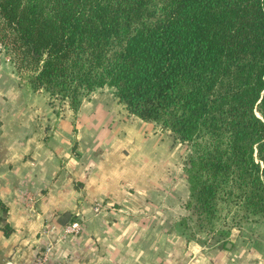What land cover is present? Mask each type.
I'll use <instances>...</instances> for the list:
<instances>
[{
  "label": "trees",
  "instance_id": "16d2710c",
  "mask_svg": "<svg viewBox=\"0 0 264 264\" xmlns=\"http://www.w3.org/2000/svg\"><path fill=\"white\" fill-rule=\"evenodd\" d=\"M0 46L51 101L111 87L190 146L188 236L264 222V0H0Z\"/></svg>",
  "mask_w": 264,
  "mask_h": 264
},
{
  "label": "crops",
  "instance_id": "0c3cea01",
  "mask_svg": "<svg viewBox=\"0 0 264 264\" xmlns=\"http://www.w3.org/2000/svg\"><path fill=\"white\" fill-rule=\"evenodd\" d=\"M185 144L111 87L77 111L52 103L0 51V264H264L256 242L186 234ZM73 218L78 235L64 232Z\"/></svg>",
  "mask_w": 264,
  "mask_h": 264
},
{
  "label": "rangeland",
  "instance_id": "374dc122",
  "mask_svg": "<svg viewBox=\"0 0 264 264\" xmlns=\"http://www.w3.org/2000/svg\"><path fill=\"white\" fill-rule=\"evenodd\" d=\"M0 51H3L2 48L0 49ZM60 103L61 102H56L54 104H60ZM185 150H186L185 158H186V162H188L192 154V150L187 143L185 144ZM234 228H242V231L244 233H242L241 235V233L239 234L237 230H235V233L232 235L231 233H232V230H234ZM232 230L230 231L231 236L228 235L226 238H224L221 235L220 231L215 234L201 233L198 235L200 237H203L208 245H216L218 243H221V246H222L223 241H225L226 239H230L231 241L232 238H235L238 241V244H240V246L242 245L248 246V244L250 243L253 244V242H256L260 248L264 249V222H250L249 224H246L241 227H233ZM239 235H241V238Z\"/></svg>",
  "mask_w": 264,
  "mask_h": 264
},
{
  "label": "built area",
  "instance_id": "2783aa9c",
  "mask_svg": "<svg viewBox=\"0 0 264 264\" xmlns=\"http://www.w3.org/2000/svg\"><path fill=\"white\" fill-rule=\"evenodd\" d=\"M1 48L2 47L0 46V49ZM52 102L53 103L62 102V100L60 101L59 99H55ZM101 209H102V205L101 204H97L95 206V212L96 213H99L101 211ZM81 231H82V225H81V223L79 221H76V220L68 223L64 227V232L66 234H69V235H78V234H80ZM44 263H45V255L43 254V255L38 256V258L36 259L34 264H44Z\"/></svg>",
  "mask_w": 264,
  "mask_h": 264
}]
</instances>
